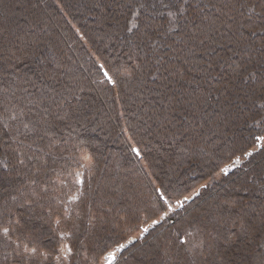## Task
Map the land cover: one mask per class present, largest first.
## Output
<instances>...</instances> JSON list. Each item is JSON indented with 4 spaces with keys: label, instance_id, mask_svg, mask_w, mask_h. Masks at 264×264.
Masks as SVG:
<instances>
[{
    "label": "trees",
    "instance_id": "16d2710c",
    "mask_svg": "<svg viewBox=\"0 0 264 264\" xmlns=\"http://www.w3.org/2000/svg\"><path fill=\"white\" fill-rule=\"evenodd\" d=\"M260 138L264 0H0V264H100L160 196L115 264H253Z\"/></svg>",
    "mask_w": 264,
    "mask_h": 264
},
{
    "label": "rangeland",
    "instance_id": "374dc122",
    "mask_svg": "<svg viewBox=\"0 0 264 264\" xmlns=\"http://www.w3.org/2000/svg\"><path fill=\"white\" fill-rule=\"evenodd\" d=\"M261 138L258 140V144L257 145H261L262 144V142H263V139L261 140ZM136 150V149H135ZM251 151L253 150V149H250ZM250 150H248V151H250ZM133 151H134V149H133ZM137 155H138V153H137V151H134ZM246 153V152H245ZM253 154V153H252ZM244 155V154H243ZM244 157V156H243ZM140 158V157H139ZM237 157H235V158H233L232 159V161L231 162H233V160H235ZM228 165V164H227ZM229 165H230V163H229ZM223 175V174H222ZM193 195H195V194H193ZM160 198V197H159ZM188 199H190V198H183L182 200H179L178 202H177V204L179 205V206H181L182 204H183V202L184 201H190V200H188ZM164 203H165V211L167 212H165L164 210V213L162 214V216L161 217H158V218H155V219H153L151 222H149V223H147L146 225H142L140 228H139V231H138V233H136L135 235H132V236H130L129 238H127L125 241H123V242H121V243H119V244H117V245H115L111 250H109L107 253H105L104 254V256H103V258H102V260H101V262H100V264H113L114 263V259H116L117 258V261H118V258H119V256L120 255H122L123 253H124V251L126 250V249H124V251L123 252H120L122 249H123V247L125 246V244L130 240V239H135V240H138V239H141V237L142 236H144L150 229H152L154 226H156V225H158V224H160L164 219H165V217L167 218L168 217V213H172V211H174V208H175V206H176V204L175 205H170V203L169 202H167L166 200H162ZM122 247H121V246ZM119 246V247H118ZM128 246H130V244H128ZM127 246V247H128ZM116 247H118V248H120L119 249V252L120 253H118V252H116ZM118 250V249H117ZM112 253V254H111ZM115 253V254H114ZM107 255H108V260H107ZM112 255V256H111ZM116 261V262H117ZM108 262V263H107ZM115 262V263H116ZM114 263V264H115ZM253 264H264V248H263V253L262 254H260L259 256H258V258H256L255 260H254V262H253Z\"/></svg>",
    "mask_w": 264,
    "mask_h": 264
},
{
    "label": "built area",
    "instance_id": "2783aa9c",
    "mask_svg": "<svg viewBox=\"0 0 264 264\" xmlns=\"http://www.w3.org/2000/svg\"><path fill=\"white\" fill-rule=\"evenodd\" d=\"M264 140V139H263ZM261 141V140H260ZM259 143V142H258ZM257 143V144H258ZM260 146L261 145H257V147L258 148H260ZM255 152V150H250V151H247L246 153H244V157H237L235 160H233V162H230V165L228 164V165H226V166H224V167H222L221 168V174H223V175H228L230 172H232L234 169H236V168H238V167H240L242 164H243V162L244 161H246V160H248L249 159V157L252 155V153H254ZM249 154H251V155H249ZM225 170H227V174H225ZM132 242H134V239H130L126 244H125V246H124V248L127 246V244H131ZM121 246V245H120ZM119 247V246H118ZM118 247H116V252H118V253H120L119 251H117V249H118ZM115 254V253H114ZM107 259H108V255H107ZM115 261H116V259H114ZM115 261H114V263H115ZM113 263V264H114Z\"/></svg>",
    "mask_w": 264,
    "mask_h": 264
},
{
    "label": "snow or ice",
    "instance_id": "6c2138e0",
    "mask_svg": "<svg viewBox=\"0 0 264 264\" xmlns=\"http://www.w3.org/2000/svg\"><path fill=\"white\" fill-rule=\"evenodd\" d=\"M134 151H135V149H134ZM249 155H251V154H249ZM225 174H227V170H225ZM68 252H69V254L71 253V249L70 248L68 249Z\"/></svg>",
    "mask_w": 264,
    "mask_h": 264
},
{
    "label": "water",
    "instance_id": "95a60500",
    "mask_svg": "<svg viewBox=\"0 0 264 264\" xmlns=\"http://www.w3.org/2000/svg\"><path fill=\"white\" fill-rule=\"evenodd\" d=\"M195 195H197V194H195ZM195 195H194V196H195ZM194 196H193V197H194ZM193 197H192V198H193ZM192 198H191V199H192Z\"/></svg>",
    "mask_w": 264,
    "mask_h": 264
},
{
    "label": "bare ground",
    "instance_id": "6f19581e",
    "mask_svg": "<svg viewBox=\"0 0 264 264\" xmlns=\"http://www.w3.org/2000/svg\"><path fill=\"white\" fill-rule=\"evenodd\" d=\"M124 248V247H123ZM117 251H119V248H118V250Z\"/></svg>",
    "mask_w": 264,
    "mask_h": 264
}]
</instances>
